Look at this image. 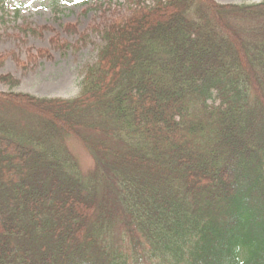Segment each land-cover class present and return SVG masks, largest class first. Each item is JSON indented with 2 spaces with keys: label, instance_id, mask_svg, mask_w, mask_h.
<instances>
[{
  "label": "trees",
  "instance_id": "trees-1",
  "mask_svg": "<svg viewBox=\"0 0 264 264\" xmlns=\"http://www.w3.org/2000/svg\"><path fill=\"white\" fill-rule=\"evenodd\" d=\"M123 2L75 98L0 76V264H264V0Z\"/></svg>",
  "mask_w": 264,
  "mask_h": 264
},
{
  "label": "rangeland",
  "instance_id": "rangeland-1",
  "mask_svg": "<svg viewBox=\"0 0 264 264\" xmlns=\"http://www.w3.org/2000/svg\"><path fill=\"white\" fill-rule=\"evenodd\" d=\"M227 4H257L263 0H213ZM20 5L19 18L9 12L0 21V76L19 82L12 92L39 98L69 100L78 96L85 68L96 61L101 46L100 32L111 21L128 15L123 0H7ZM28 25L38 36L22 34L17 27ZM59 42L54 48L53 43ZM61 43L71 49H57ZM48 58L28 59L36 51ZM18 62H17V61ZM23 63V65L21 64ZM0 85V92H9ZM81 175L89 174L93 163L76 141H68Z\"/></svg>",
  "mask_w": 264,
  "mask_h": 264
}]
</instances>
